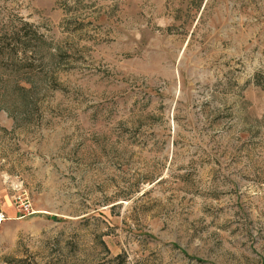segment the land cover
Masks as SVG:
<instances>
[{
	"label": "rangeland",
	"instance_id": "374dc122",
	"mask_svg": "<svg viewBox=\"0 0 264 264\" xmlns=\"http://www.w3.org/2000/svg\"><path fill=\"white\" fill-rule=\"evenodd\" d=\"M7 209L0 264H264V0H0Z\"/></svg>",
	"mask_w": 264,
	"mask_h": 264
},
{
	"label": "crops",
	"instance_id": "0c3cea01",
	"mask_svg": "<svg viewBox=\"0 0 264 264\" xmlns=\"http://www.w3.org/2000/svg\"><path fill=\"white\" fill-rule=\"evenodd\" d=\"M2 212L6 215V216H8V218H11V216H15V212L14 211H12V210H2Z\"/></svg>",
	"mask_w": 264,
	"mask_h": 264
},
{
	"label": "built area",
	"instance_id": "2783aa9c",
	"mask_svg": "<svg viewBox=\"0 0 264 264\" xmlns=\"http://www.w3.org/2000/svg\"><path fill=\"white\" fill-rule=\"evenodd\" d=\"M24 208L27 209L28 206L26 205ZM8 219H9V218H7V217L5 216V214H3L2 212H0V224L3 223L4 221L8 220Z\"/></svg>",
	"mask_w": 264,
	"mask_h": 264
}]
</instances>
